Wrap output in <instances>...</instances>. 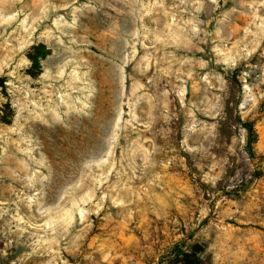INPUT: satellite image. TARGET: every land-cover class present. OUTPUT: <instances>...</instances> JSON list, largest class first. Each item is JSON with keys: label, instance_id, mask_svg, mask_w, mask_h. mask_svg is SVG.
Segmentation results:
<instances>
[{"label": "rangeland", "instance_id": "1", "mask_svg": "<svg viewBox=\"0 0 264 264\" xmlns=\"http://www.w3.org/2000/svg\"><path fill=\"white\" fill-rule=\"evenodd\" d=\"M0 264H264V0H0Z\"/></svg>", "mask_w": 264, "mask_h": 264}, {"label": "trees", "instance_id": "2", "mask_svg": "<svg viewBox=\"0 0 264 264\" xmlns=\"http://www.w3.org/2000/svg\"><path fill=\"white\" fill-rule=\"evenodd\" d=\"M34 67H39V61L38 60H32ZM238 122L241 124V126L245 129V131L247 132V136H248V145H249V151H251L252 149V143L254 141V137H255V130H254V126L251 123L248 122H244L241 117L237 118Z\"/></svg>", "mask_w": 264, "mask_h": 264}]
</instances>
